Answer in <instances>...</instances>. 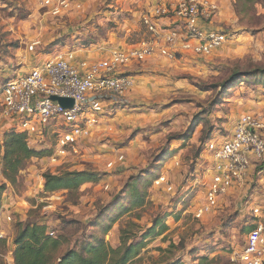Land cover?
<instances>
[{
	"label": "rangeland",
	"instance_id": "1",
	"mask_svg": "<svg viewBox=\"0 0 264 264\" xmlns=\"http://www.w3.org/2000/svg\"><path fill=\"white\" fill-rule=\"evenodd\" d=\"M68 1L54 16L37 0H0V88L50 58L98 63L150 38L142 19L157 0ZM210 1L214 27L228 37L221 49L205 57L153 55L120 68L131 86L112 97V119L77 154L56 158L51 133L31 139L29 147L45 153L11 184L0 159L1 263L13 264L17 226L38 222L62 241L55 258L89 235L116 249L121 236L136 244L148 233L126 264H242L245 236L259 222L252 208L264 213V160L200 218L194 211L204 194L191 188L210 140L230 135L246 114L264 125V75L257 72L264 70V0ZM8 132L0 131L2 143ZM65 172L96 176L75 191L45 193L43 176Z\"/></svg>",
	"mask_w": 264,
	"mask_h": 264
},
{
	"label": "built area",
	"instance_id": "2",
	"mask_svg": "<svg viewBox=\"0 0 264 264\" xmlns=\"http://www.w3.org/2000/svg\"><path fill=\"white\" fill-rule=\"evenodd\" d=\"M37 1L41 9L54 16L70 8L68 0ZM75 7L79 9L78 5ZM216 15L217 6L210 0H157L150 15L142 19L145 36L149 34L150 38H142L137 46L112 52L98 63L72 65L61 57L50 58L5 83L0 88V131L25 134L28 143L31 139L41 141L51 133L55 137L56 158L77 154L92 133L112 119V97L129 90L131 81L119 72L120 68L153 55L173 59L176 54L205 57L215 53L228 38L214 27ZM52 98L68 99L72 106L64 108ZM263 130L258 117L246 114L234 124L230 135L208 142L203 168L191 188V193L199 189L204 194V202L194 211L196 218L211 212L220 199L245 183L252 167L264 160ZM122 159L118 157V162ZM113 165L110 162L107 167ZM261 208H252V216L259 222H253L245 236L238 254L242 264H264ZM47 234L55 235L51 230Z\"/></svg>",
	"mask_w": 264,
	"mask_h": 264
},
{
	"label": "trees",
	"instance_id": "3",
	"mask_svg": "<svg viewBox=\"0 0 264 264\" xmlns=\"http://www.w3.org/2000/svg\"><path fill=\"white\" fill-rule=\"evenodd\" d=\"M257 72L264 75V70ZM238 75L236 73L232 80L239 79ZM43 153L45 152L29 147L25 134L8 132L2 144L0 141L3 178L10 184L14 183L16 176L27 163L33 158L41 157ZM95 176L89 172H65L59 175L47 173L43 176L44 192L53 194L59 191H75L95 179ZM3 190L4 185L0 186V196ZM108 229L110 228L104 230V234L109 231ZM47 230L45 224L38 222L20 223L12 242L13 264H126L137 254L139 245H142L143 240L148 236L147 233L142 237V241L136 244H127L121 236L119 247L114 249L107 245L103 238L89 235L80 243L78 249L67 250L55 258L62 241L58 237L48 236Z\"/></svg>",
	"mask_w": 264,
	"mask_h": 264
},
{
	"label": "water",
	"instance_id": "4",
	"mask_svg": "<svg viewBox=\"0 0 264 264\" xmlns=\"http://www.w3.org/2000/svg\"><path fill=\"white\" fill-rule=\"evenodd\" d=\"M52 100L56 101L60 106L64 108H70L72 106V101L68 99L52 98Z\"/></svg>",
	"mask_w": 264,
	"mask_h": 264
}]
</instances>
